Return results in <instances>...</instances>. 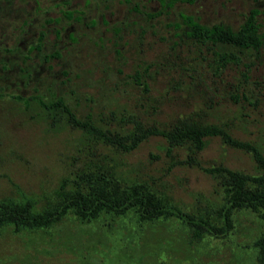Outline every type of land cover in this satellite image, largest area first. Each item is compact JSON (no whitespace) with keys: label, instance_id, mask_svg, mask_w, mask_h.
<instances>
[{"label":"rangeland","instance_id":"rangeland-1","mask_svg":"<svg viewBox=\"0 0 264 264\" xmlns=\"http://www.w3.org/2000/svg\"><path fill=\"white\" fill-rule=\"evenodd\" d=\"M166 3L0 0V198L41 204L64 178L110 167L124 183L145 182L172 206L222 225L229 171L257 173L254 148L233 140L264 155V44L221 62L220 46L188 35L180 14L237 29L256 7L261 35L264 0ZM38 96L62 97L107 138L44 118ZM191 123L218 124L227 137L204 136L200 148L188 135L169 137ZM132 131L147 133L126 149ZM263 232L259 212L244 207L216 234L174 214L68 215L42 229L0 225V264H264Z\"/></svg>","mask_w":264,"mask_h":264},{"label":"trees","instance_id":"trees-1","mask_svg":"<svg viewBox=\"0 0 264 264\" xmlns=\"http://www.w3.org/2000/svg\"><path fill=\"white\" fill-rule=\"evenodd\" d=\"M176 1L191 3L195 0H167L166 4L171 6ZM259 11V8H251L237 29H232L223 23L205 24L192 14L181 13L180 16L183 23L189 25L187 34L220 46L219 59L221 62H226L239 60L241 54L247 51L258 52L260 46L264 44V34H257L256 15ZM72 14L71 10L67 11L68 16ZM41 39L42 34L39 41ZM225 47L227 48L225 49ZM54 55L56 54H50V56ZM19 98L26 103L29 101V97L20 96ZM35 102L43 111L44 118L53 120L64 118L78 126L86 136L97 134L107 138L105 130L96 124L89 114L86 115V119H79L62 97L44 99L38 96ZM146 133L147 131L128 133L126 136L129 139V144L125 148L135 147ZM218 133L225 134L227 137L225 129L218 124L191 123L180 130L173 131L169 137L172 138L176 134L188 135L200 148L204 144V136ZM233 142L240 146L248 145V147L254 148L257 173L247 176L229 171L227 174L229 177L224 184L228 196L222 207L223 222L220 227L199 215L190 214L172 206L164 197H158L157 192L145 182L124 183L122 178L110 167L80 171L77 176L71 179L64 178L46 201L41 204H38L33 197L0 198V225H10L15 230H34L53 226L68 215H72L81 222H89L97 220L102 214L120 216L127 212H133L137 218L142 220L174 214L197 228L208 229L216 234L226 232L231 227L233 209L240 207L258 211L264 220V155L259 149L246 142H237L236 140ZM247 181H250L251 184H247ZM259 241L262 249L261 260L264 263V232Z\"/></svg>","mask_w":264,"mask_h":264}]
</instances>
